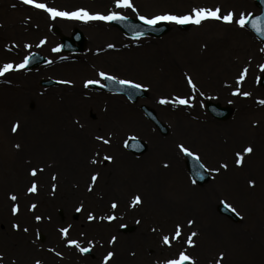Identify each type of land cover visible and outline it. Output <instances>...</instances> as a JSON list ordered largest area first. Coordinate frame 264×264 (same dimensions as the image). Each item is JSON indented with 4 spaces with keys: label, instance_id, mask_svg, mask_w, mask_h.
I'll return each mask as SVG.
<instances>
[{
    "label": "rangeland",
    "instance_id": "obj_1",
    "mask_svg": "<svg viewBox=\"0 0 264 264\" xmlns=\"http://www.w3.org/2000/svg\"><path fill=\"white\" fill-rule=\"evenodd\" d=\"M42 2L69 11L81 7L105 14L109 10L120 11L135 19L167 12L185 14L193 7L219 6L222 12L253 15L260 11L255 0H132L136 11L115 9L113 0ZM169 23V32L161 37L132 39L109 21L52 19L24 0H0V66L19 63L34 53L48 58L45 64L0 76L3 264H34L36 259L43 264H102L108 251L116 256L109 262L117 260L120 264H164L178 258L180 251L191 255L195 264H216L221 252V264H240L247 255L241 246L248 242L258 249L253 250L249 264L255 260L256 264H264V176L259 170L264 168V105L259 103L264 99V86L256 82V77L264 75L259 68L264 63V52L260 51L264 43L235 23L210 19L200 25L189 23L187 29ZM201 26L211 39L199 33L197 27ZM75 30L85 36L83 50L63 51V37H72ZM41 40L45 43L41 44ZM26 44L32 47L27 48ZM109 44L115 47L108 48ZM58 46L59 51H52ZM82 62H89L90 73L80 75L68 68L69 64ZM245 66L249 73L237 84ZM100 71L144 84L147 96L133 103L116 93L84 87L87 80L103 82ZM188 76L196 83L197 91L188 85ZM47 78L73 83L46 87L41 81ZM236 87L252 95H233ZM219 88L226 93L219 94ZM176 95L194 99L190 106L159 103L161 97L173 99ZM82 100L89 103L83 104ZM208 102L231 108V115L225 120L213 117L206 109ZM142 104L157 112L168 127V134H162L145 117ZM17 121L20 127L13 132ZM98 136L110 143L97 140ZM130 138L145 140L149 150L142 155L130 154L126 147ZM180 144L196 153L207 169L224 163L228 168L210 171V183L198 186L188 173ZM248 145L253 152L244 154L243 163L237 165L235 153ZM168 150L170 155H166ZM106 155L113 160H103ZM93 159L97 163L93 164ZM32 168L43 171L32 177ZM97 172L98 180L89 191L90 177ZM160 173H176L181 179L167 188L163 179L158 182L154 178ZM53 175L57 177L55 181ZM249 180H255V186H250ZM32 182L38 187L35 193L27 191ZM157 188L163 194L158 197L167 199L161 205L150 202V192ZM193 193L209 199V205L198 199L196 209L209 215L184 212L185 202ZM11 195L18 199L12 201ZM136 195L142 203L132 207ZM113 201L118 204L116 209L110 207ZM221 203L235 208L240 221L221 215ZM14 204L20 206L17 215L12 213ZM32 204L37 205L36 209L30 210ZM81 204L84 210L77 212ZM88 212L98 217L115 214L117 219L88 221ZM37 215L44 219L36 221ZM196 219L202 222L188 224ZM14 223L21 225L20 230L12 227ZM177 224L181 225V238L173 240L171 246L163 244L162 237H171ZM68 225L72 226L69 238L79 240L82 246L93 241L92 251L82 254L67 245L59 229ZM210 225L220 226L224 233L210 234ZM123 226L130 230L122 231ZM25 227L27 232L23 231ZM193 231L198 233L194 238L196 246L190 247L186 239ZM112 236L117 237L114 244L108 243ZM57 252L62 256H57Z\"/></svg>",
    "mask_w": 264,
    "mask_h": 264
},
{
    "label": "snow or ice",
    "instance_id": "obj_2",
    "mask_svg": "<svg viewBox=\"0 0 264 264\" xmlns=\"http://www.w3.org/2000/svg\"><path fill=\"white\" fill-rule=\"evenodd\" d=\"M24 3L30 4V5L34 6L35 8L44 10L45 12L50 14L52 19H56L57 17H63V18H68V19H78V20H82V21H93V20L124 21V20L128 19V17L126 15H123L120 11L109 10L105 14V13H102L99 11L92 12V11L88 10L87 8H83V7L69 11V10H62L60 8H57V7H50L48 3L42 2V0H24ZM261 3H264V0H261ZM113 4H114L115 9H132L133 11H136L132 0H113ZM252 15L253 14L250 12L236 13L233 10H226V11L222 12L221 7L216 6L215 8L193 7L189 12H187L185 14H173L171 12H167V13H163V14L154 15L151 17L140 15L139 19L144 21V23L146 25H149V26H154L158 22H161V21L174 22L176 24L192 23V24L200 25L203 21L210 20V19L211 20H217V21H223L224 23L229 24V25L235 23L240 29H244V28H246L247 25L251 24V27L253 29H255V31L257 33H259L261 36H264V15L255 16L254 19H250L252 17ZM143 34H144L143 32H137L136 35L141 36ZM40 43L43 44V43H45V41L41 40ZM25 47L31 48L32 45L26 44ZM107 47L108 48H114L115 45L109 44V45H107ZM59 50H60L59 46L57 48L52 49V51H59ZM260 51L264 52V48L260 49ZM29 62H30V57L25 56L19 63H13V62L4 63L2 66H0V76H4L5 74H7L11 71H14V70L25 69L27 67V65L29 64ZM49 63H51V61H49ZM259 68L262 72H264V63H261L259 65ZM248 73H249V67L248 66L243 67L241 69L238 77H237V80H236L237 84H240L241 82H243L246 79ZM98 75H99V77L103 78V80H111L114 83L122 84V85H124V86H126L132 90L142 89L145 87L144 84L137 83L134 80H129V79L120 80L116 76L110 75L109 73H107L105 71H100L98 73ZM256 82L261 83V78L256 77ZM59 83L71 84L73 82L69 81V80H62V81H59ZM187 83H188V85H190V87L193 91H197V85H196V83H194L191 76L187 77ZM93 84H99L102 87L107 86V85L101 84V80H99V79H92V80L85 81L84 87H88L89 85H93ZM202 94L203 93H201V95ZM233 95H240L243 97H249L252 94L248 91H242L239 87H236L235 90L233 91ZM193 99H194V97H188V96L182 97L180 95H176L173 99H169L168 97H161L159 100V103L162 105L172 104V105H189L190 106V101ZM259 103L261 105H264V99H261L259 101ZM19 127H20V125H19V122L17 121L16 123L13 124L11 130L13 132H16L19 129ZM96 139L102 141L104 144L110 143V140L105 139L103 136H98V137H96ZM16 147L19 148L20 145H16ZM179 148L186 155L194 156L197 160H199V156L196 153L192 152L184 144H180ZM252 152H253V148L251 145L244 147L241 152H236L235 153V156H236L235 163L237 165H241L243 163V160H244V154H250ZM103 160L111 161V160H113V157L111 155H106L103 157ZM91 162L93 164H95V163H97V160L93 159ZM166 166L167 165H165V167ZM201 167H204V166L201 165ZM221 168L227 169L228 164H226V163L221 164L220 167L215 168V169H208V171L219 172ZM38 171H43V169L42 168H40V169L32 168L31 169V176L36 177L38 174ZM98 177H99L98 172L91 175L89 191L92 190V186L96 183V181L98 180ZM56 179H57V177L55 175H53L52 180L55 181ZM195 182L196 181L193 180V183H195ZM248 183L250 186H255L256 182H255V180H249ZM52 188H53V190H55L56 185L53 184ZM37 190H38V187H37V184L35 182H32L31 186L28 187V189H27V191L29 193H35V192H37ZM10 198L12 201H16L18 199L16 195H11ZM141 203H142L141 197L139 195H136L133 197V199L131 201V206L135 207ZM36 207H37L36 204H32L30 210H34V209H36ZM110 207H111V209H116L118 207V204L115 201H113L111 203ZM228 207L233 212H236V209L233 208L231 205H228ZM82 210H84L83 204H81L76 209L77 212H80ZM19 211H20L19 204H14L12 207L13 215H17L19 213ZM236 214L239 215L238 212ZM86 218L88 221H94L97 219L113 221V220L117 219L115 214H109L106 216H99L98 217V216L94 215L92 212H88ZM42 219H44V217H42L40 215L35 216L36 221H41ZM137 223H139V221H137ZM193 223H194V221H192V220L188 221L189 225H191ZM12 227L14 229L20 230L21 225L18 223H14L12 225ZM71 227H72L71 225H68L67 227H61L59 229L60 234L66 239L67 245L68 246H74L82 254L89 253L90 251H92V249L94 247L93 241L89 240V241H87V246H82L81 242L79 240L69 238V231H70ZM23 231L27 232L28 229L25 227V228H23ZM153 231H155V229H153ZM37 235L39 236V232L37 233ZM81 235H83V233ZM197 235H198V233L193 231L187 236L186 243L190 247L196 246V241L194 238L197 237ZM180 238H181V225L177 224L175 229H174V233L172 234V236L170 237L169 235H164L162 237V242L165 245L171 246L173 240H179ZM116 241H117V237L112 236L110 238V240L108 241V243L114 244ZM51 251H55V250L51 249ZM56 255L62 256V253L57 252ZM114 255H115L114 252L108 251L102 258V264H108V262L114 257ZM223 257H224V253L221 252L219 254V258L216 261V264H221ZM3 260H4V253H0V264H3ZM185 262H190V264H195V259L191 255L187 254L185 251H180L178 254V258L168 259L164 262V264H185ZM34 264H43V262L40 259H36L34 261Z\"/></svg>",
    "mask_w": 264,
    "mask_h": 264
},
{
    "label": "water",
    "instance_id": "obj_3",
    "mask_svg": "<svg viewBox=\"0 0 264 264\" xmlns=\"http://www.w3.org/2000/svg\"><path fill=\"white\" fill-rule=\"evenodd\" d=\"M257 4L262 8V12L259 15H264V3H261V0H257ZM257 15V16H259ZM255 16H252L250 19H254ZM112 23L118 25L122 30H124L126 33L132 35V36H137V32H143L144 34H153V35H162L164 32H166L168 30V26L167 24H156L154 26H149L146 25L143 21L140 20H134V19H127L124 21H112ZM185 26V25H184ZM249 28H251L261 39L264 40V36H261L259 33H257L255 31V29H253L251 27V24L247 25ZM74 39L78 40L79 42H82L83 40V36L81 33H77L74 37ZM65 47L67 49H76L77 47L74 46L72 43L71 39L66 38L65 40ZM79 49V48H77ZM43 57L40 55H33L30 58V62L28 64V66H33L36 65L40 62H42ZM44 84H51L53 83L52 81H44ZM263 84H264V80H263ZM108 88L109 89H115L118 90L121 93H125L127 94L131 99L133 100H137V98L139 96H144L146 93L145 91H143L142 89H129L128 87L119 84V83H114L111 80H108ZM144 109L146 110L148 116L150 118H152L153 120H155L156 122L157 117L155 116L154 112L150 109H148L147 107H144ZM209 110L211 111L212 114H214L215 116L219 117V118H226L229 113L230 110L227 108H221L220 106L216 105V104H210L209 105ZM164 131L165 128H163ZM130 147L132 150L136 151V152H143L146 148V146L140 142V141H133L130 144ZM189 170L191 175L194 177V179L199 182V183H204L209 179V175L205 172L204 168L201 167V162L199 160H197L194 156H188V161H187ZM220 211L231 217L234 220H238V216L235 215V213H233L231 210H229L225 205H221L220 206ZM185 264H190V262H185Z\"/></svg>",
    "mask_w": 264,
    "mask_h": 264
},
{
    "label": "bare ground",
    "instance_id": "obj_4",
    "mask_svg": "<svg viewBox=\"0 0 264 264\" xmlns=\"http://www.w3.org/2000/svg\"><path fill=\"white\" fill-rule=\"evenodd\" d=\"M198 28V30H199V33L201 34V33H203L202 31L204 30V28H203V26H201V27H197ZM203 36L205 37V38H210L211 39V37L210 36H208L207 34H205V33H203ZM47 61H48V59H47ZM68 68H72V71H75V72H78V73H80V75H83V74H86V73H90V69H89V62H87V63H83L82 62V64L81 63H75L74 65H72V64H69V67ZM67 69V68H66ZM211 78V77H210ZM221 92L222 93H226L225 92V90L223 91V90H221V88H219V94H221ZM218 94V93H217ZM218 94V95H219ZM82 103L83 104H85V103H89L88 101H86V100H82ZM239 125H242V124H239ZM33 136L36 138L37 137V134H36V132H33ZM55 137V136H53V135H51V134H49V137ZM65 137V136H64ZM66 138V137H65ZM66 143V142H65ZM115 149H118V147L116 146V148ZM169 149V148H168ZM169 152V150L166 152V155H170V154H167ZM123 164L125 165H128L129 163L128 162H123ZM261 169V171H262V174H263V176H264V168H259V170ZM148 176V175H147ZM149 177V176H148ZM154 178H156V179H158V182H160L162 179V181H165L166 183H165V186H166V184H167V188H169V187H171L172 186V184L173 183H175L176 181H178V180H180L181 178L179 177V175L178 174H173V173H170V174H168V173H160V174H157ZM145 179V178H144ZM152 180H153V178H152ZM208 183H210V181L208 182ZM155 185V184H154ZM152 188H154V187H152ZM149 193V192H148ZM116 194H118L119 195V197H122V195L119 193V192H116ZM198 194L199 193H193V195H191V197L185 202V205H187V209H185L184 210V212H192V213H197V212H199V214L200 215H205V216H207V215H209L207 212H201L200 211V209L199 210H196L197 209V206H198V203L200 202L198 199H200V200H202L205 204H207V205H209L208 204V202H209V199L207 198V197H199L198 196ZM162 192L157 188V191H151L150 192V196H151V198L152 199H150V202L152 203V204H162L163 203V200L164 199H160L159 197H162ZM200 195V194H199ZM203 195H205L204 193H203ZM159 196V197H158ZM167 200V199H166ZM166 200H164V203L166 202ZM208 201V202H207ZM204 204V205H205ZM196 207V208H195ZM197 217H198V215H197ZM210 218H212L211 217V215L209 216ZM213 219V218H212ZM196 222H194V223H197L198 221H201V220H195ZM202 222V221H201ZM203 224V223H202ZM218 225V224H217ZM217 225H215V227L213 226V225H210L209 226V229H210V231H209V233L210 234H212V235H215V234H218V233H221V234H223L224 233V231L222 230V229H220V226H217ZM254 241V240H253ZM244 243V242H243ZM250 242H248L246 245H242L241 246V250H242V252H244V254L245 253H247V255L244 257V260H241L240 261V264H249V260H252V255H254L255 253L253 252V250L255 251V252H258V249H254V248H256V247H254L255 245H251V244H249ZM251 245V246H250ZM119 249H121V246H119ZM249 249H251L250 251H249ZM115 256V255H114ZM116 257V256H115ZM253 259H255V257L253 258ZM114 261V260H113ZM112 261V263L111 262H109V264H120V262H118L117 260L116 261H114L113 262ZM253 264H256V260L253 262Z\"/></svg>",
    "mask_w": 264,
    "mask_h": 264
}]
</instances>
